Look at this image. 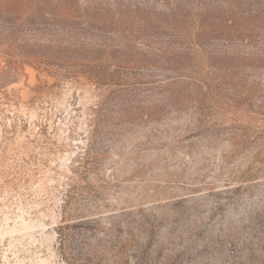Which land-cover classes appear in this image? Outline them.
Listing matches in <instances>:
<instances>
[{"label": "rangeland", "instance_id": "374dc122", "mask_svg": "<svg viewBox=\"0 0 264 264\" xmlns=\"http://www.w3.org/2000/svg\"><path fill=\"white\" fill-rule=\"evenodd\" d=\"M264 264V0H0V264Z\"/></svg>", "mask_w": 264, "mask_h": 264}, {"label": "trees", "instance_id": "16d2710c", "mask_svg": "<svg viewBox=\"0 0 264 264\" xmlns=\"http://www.w3.org/2000/svg\"><path fill=\"white\" fill-rule=\"evenodd\" d=\"M73 215L65 216L59 227L60 253L65 264H101L99 249L93 243L98 235V223L72 224Z\"/></svg>", "mask_w": 264, "mask_h": 264}]
</instances>
